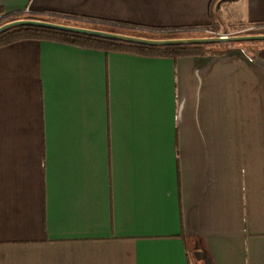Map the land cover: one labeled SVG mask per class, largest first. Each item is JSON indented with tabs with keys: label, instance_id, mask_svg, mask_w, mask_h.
<instances>
[{
	"label": "crops",
	"instance_id": "0c3cea01",
	"mask_svg": "<svg viewBox=\"0 0 264 264\" xmlns=\"http://www.w3.org/2000/svg\"><path fill=\"white\" fill-rule=\"evenodd\" d=\"M209 3L0 0V20L168 35L205 29ZM228 5L223 23L264 26V0ZM0 264H264V49L1 47Z\"/></svg>",
	"mask_w": 264,
	"mask_h": 264
},
{
	"label": "trees",
	"instance_id": "16d2710c",
	"mask_svg": "<svg viewBox=\"0 0 264 264\" xmlns=\"http://www.w3.org/2000/svg\"><path fill=\"white\" fill-rule=\"evenodd\" d=\"M235 0H210L209 3V20L210 24L205 29L213 34H216L223 29L225 25L222 20V8H225ZM21 14H14L10 16H6L0 20V25L4 24L5 22L22 19L19 18ZM24 19H31V20H40V21H48L58 24H65L71 25L76 27H84V28H96L102 31L108 32H115L111 30L110 27H119L124 30L125 33L129 34L127 30L130 31H144V32H151L155 34H162V32H152L148 30L138 29L136 27H131L127 25H115V24H107L101 22H95L91 20L79 19L70 16H60L56 14H30L27 15ZM94 25H99L98 27H93ZM233 29H236L238 34L237 35H251L255 34L256 30L264 29V26H258L253 28L255 30L254 33L251 34H243V31L248 29V26L238 22L235 24H231ZM197 29H189L186 30L188 32H193ZM184 31V32H186ZM183 32V31H182ZM166 33V32H164ZM135 36V35H132ZM208 37L206 35H197V37ZM139 37V36H138ZM151 39H157L152 37H145ZM175 38V37H171ZM162 39V38H158ZM24 40H49V41H56L61 43H66L78 47L83 48H93V49H102L106 51H127L132 52L134 54L140 55H158L162 57H169V58H180V57H212V56H222L227 50L231 48V46L226 45H219V44H200V45H179V46H164V47H153V46H144L139 44H131L126 42H119V41H112L106 39H100L85 35L79 34H72V33H65L59 31H53L49 29L37 28V27H16L10 30L5 31L4 33L0 34V48L10 45L12 43ZM239 47L242 45L253 46L247 50L246 48L243 49L245 55L249 59H254L259 51L260 48L264 47V42H246V43H238Z\"/></svg>",
	"mask_w": 264,
	"mask_h": 264
},
{
	"label": "water",
	"instance_id": "95a60500",
	"mask_svg": "<svg viewBox=\"0 0 264 264\" xmlns=\"http://www.w3.org/2000/svg\"><path fill=\"white\" fill-rule=\"evenodd\" d=\"M37 27L53 31L85 35L100 39L139 44L144 46L164 47L179 45H202V44H234L246 42H264V34L244 35V36H214L205 38H162L151 39L145 37L132 36L123 33L102 31L92 28L76 27L65 24H58L48 21L17 19L0 25V34L16 27Z\"/></svg>",
	"mask_w": 264,
	"mask_h": 264
},
{
	"label": "rangeland",
	"instance_id": "374dc122",
	"mask_svg": "<svg viewBox=\"0 0 264 264\" xmlns=\"http://www.w3.org/2000/svg\"><path fill=\"white\" fill-rule=\"evenodd\" d=\"M226 9V11L228 12V10H231V7L230 5H228L227 7L225 8H222V11ZM222 14V13H221ZM27 15H30V14H21V16H19V18H22L24 19ZM228 16V15H227ZM224 18L226 19V17L224 16ZM9 22V21H8ZM6 23V22H5ZM238 23V22H236ZM224 26H223V29H221L220 32L216 33V34H213L209 31H206V30H200V29H197V30H194L193 32H177V33H173V34H165V33H162V34H155V33H151V32H144V31H130V30H127L129 32V34L131 35H135V36H139V37H152V38H171V37H175V38H205V37H197V35H206L208 37H214V36H221V35H227V36H244V35H237L238 32L236 29H233L232 28V25H230L231 23H228L226 22V20L224 21ZM99 25H94L93 27H98ZM111 30H114L118 33H125L123 29L119 28V27H110ZM92 29H96V28H92ZM255 30L254 29H246L243 31V34H251V33H254ZM255 34H264V29L262 30H256ZM251 35H254V34H251ZM238 43H234V44H219V45H226V46H231L230 49H233V48H237V49H240L242 51H244L243 49H247L249 50V48H252L253 46H248V45H242V47H239V45H237ZM261 49H264L263 48H260Z\"/></svg>",
	"mask_w": 264,
	"mask_h": 264
},
{
	"label": "built area",
	"instance_id": "2783aa9c",
	"mask_svg": "<svg viewBox=\"0 0 264 264\" xmlns=\"http://www.w3.org/2000/svg\"><path fill=\"white\" fill-rule=\"evenodd\" d=\"M26 14V13H25Z\"/></svg>",
	"mask_w": 264,
	"mask_h": 264
}]
</instances>
